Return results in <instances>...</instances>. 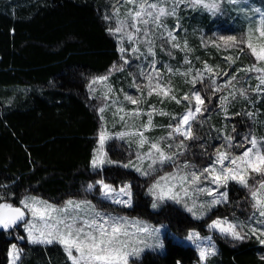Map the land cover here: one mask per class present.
I'll return each instance as SVG.
<instances>
[{
    "label": "trees",
    "instance_id": "1",
    "mask_svg": "<svg viewBox=\"0 0 264 264\" xmlns=\"http://www.w3.org/2000/svg\"><path fill=\"white\" fill-rule=\"evenodd\" d=\"M257 1L264 6V0ZM115 3L116 0H0V193L14 206H19L20 200L28 193L56 203H64L69 197L90 199L108 210L152 223H167L171 234L185 235L192 229L212 233L219 246L215 255L218 264H264V256H261L264 255V245L254 236L237 241L209 231L206 228L208 219H197L170 200L160 202L158 210L153 209L148 188L153 175L166 164L158 163L157 171L148 177L133 168L123 167L116 161L134 159L138 154L124 138L112 136L105 144L109 160L115 163H105L97 168L92 166L104 125L100 106L106 101L99 93L102 88L95 87L100 83L99 78L107 77L111 89L121 96L136 83L129 73L131 64L125 59L126 54L119 51L122 45L118 35L109 31L112 27L105 18ZM179 14L177 32L183 42L186 36L188 45L185 50L175 48L174 59L169 60L167 55L161 54L159 61L168 73L171 92L176 99L171 95H155L144 102L141 94L142 99L137 96L138 104L123 99L120 102L132 110L142 107L143 111H149L153 104H162L178 112L188 105L182 97L196 90L204 98L207 109L202 118L210 116L208 125L201 129L203 139L210 142L214 139L208 137L234 136L242 130L252 131L258 140L264 139V91L257 92L254 87L246 85L245 78L253 72L243 73L238 69L245 63L256 61L250 52L234 49H231L233 61L227 56L220 57L217 49L206 46L201 38V33L213 25L224 26L226 30H243L246 21L236 18L225 0L215 14L187 3L180 5ZM169 21L173 25L177 22L175 17ZM123 45L129 48L134 43L125 38ZM187 53L190 55L188 59ZM210 58L221 67L215 79L219 91L214 90L212 79L188 85L182 83L180 70L191 64L201 68ZM167 66L178 72L176 79L172 78L174 73L168 71ZM233 76L236 79L228 85ZM241 89L245 90L244 95L240 94ZM222 97H227L223 104ZM177 100L181 102L177 103ZM170 112L168 115H154L156 124L145 131L152 136L151 139L167 137L169 125L176 123L173 112ZM147 118L146 114L133 117L128 120L127 127L123 122L120 128L143 130L141 125ZM114 124L111 130H118V122ZM193 133L197 134L196 129ZM176 138L183 139L181 136ZM192 141L200 143L202 139L187 140L186 148ZM170 143L171 139L162 141L169 153L173 151V145L171 149L166 147ZM98 180L116 187L130 183L132 205L126 207L104 201L100 185L96 183ZM88 185L93 188L89 189ZM227 190L230 202H234L236 208L242 204L238 207L240 212L243 208L247 210L250 202L247 189L232 182ZM216 211L218 209L213 212ZM12 232L15 231L0 229V264H9L8 251L11 243L17 240ZM171 234L165 235L164 253L147 250L132 262L195 264L199 258L198 250L174 240ZM17 242L22 252L17 264H70L59 244Z\"/></svg>",
    "mask_w": 264,
    "mask_h": 264
},
{
    "label": "snow or ice",
    "instance_id": "2",
    "mask_svg": "<svg viewBox=\"0 0 264 264\" xmlns=\"http://www.w3.org/2000/svg\"><path fill=\"white\" fill-rule=\"evenodd\" d=\"M223 0H172L173 6L166 7L168 0H123V3L129 5L125 9L123 17H121L120 9L116 8L113 17H105L106 19L114 18L116 27L110 28L109 31L113 35H118L121 45L126 38L130 43H135L134 37L143 35L145 42L148 44V54L154 55L153 41L148 39L149 30L147 25L154 23L157 27H161V18L166 15H175L176 9L181 3H187L193 7H201L213 14L219 11ZM228 3L241 5V9L247 8L249 0H227ZM255 14H259L260 19L253 21L252 25L247 29L246 33L240 38L236 36L221 37L227 47H240L243 52L245 48L250 52L256 63L252 64L242 71L255 72L258 84L253 89L254 91H264V9L256 8L249 9ZM143 25L144 27H141ZM169 41H175L176 36L168 31ZM173 47H180L179 44L173 43ZM186 47V45H185ZM133 52H139V48H133ZM121 53L126 50L123 46L119 48ZM231 60V57L227 58ZM127 62V61H125ZM188 62V61H186ZM155 77L152 75L146 76L148 79V95L154 92L157 95L168 96L171 93V88L166 87L159 82L160 73L155 69V63L152 64ZM171 71V69H169ZM205 71L212 73V69L205 65ZM185 73L184 75H187ZM141 75H144L141 72ZM203 72H197L192 83L195 84L199 79L203 80ZM156 79L153 85V79ZM107 77H102L100 80H106ZM233 76L227 82L231 85ZM98 81H93L96 83ZM212 85L215 91H219L220 87L216 85V80L212 79ZM109 92L111 88L108 89ZM240 94L244 95L245 90L241 89ZM234 96V93H232ZM176 99L175 96L171 97ZM124 99L132 104H138L139 100L134 99L129 95H125ZM182 99L188 101L183 115L176 120L174 125L170 124V131L167 137H161L158 140H149L144 135L152 125V113L148 112L147 122L142 124L143 131H122L116 133V137L123 139L126 136L135 137V142L139 148H144L148 145L146 152L137 154L138 164L128 163L123 167H134L141 175L150 176L157 169L154 167L157 163L164 164L168 161H174L175 156L182 154L177 151L169 153L162 146V141L165 139H174L176 136L183 137L176 145L177 149L186 147L184 141L196 139L192 131V122L199 115L207 110L204 107V98L198 91H193L191 95L185 94ZM222 104L227 101V97H222ZM177 100V103H180ZM194 102V103H193ZM103 113L104 109H100ZM152 111H156L155 108ZM226 111V109H225ZM124 113L123 108L117 109V114ZM160 115H168L160 112ZM141 111L136 109L134 112L120 115V120L127 121L125 116L129 118L139 117ZM249 116L253 115L248 113ZM103 119V116H101ZM235 132V128H233ZM111 138L107 131L102 130L99 135L100 147L96 150L91 163L94 168L101 167L105 163H114L106 158L107 154L103 151L104 143ZM224 143L216 149L215 157L211 163L202 168L191 170V166L187 163L183 165H175L176 171L160 175L151 184L148 193L154 197L152 207H158L160 202L172 200L176 203L184 205L186 210L195 218L200 219L205 214V210H210L217 204L228 202L227 187L229 182H235L242 188L247 189L251 208L253 213L246 221H229L227 218H217L209 225V229L216 230L223 236H230L235 240H244L254 236L261 245H264V139L258 140L255 137H244V143L233 144L235 139L231 135H223L220 137ZM245 144L249 145L245 147ZM167 149H171L172 145H166ZM234 147L244 148L239 154L235 155L231 149ZM144 161H149L147 168L144 167ZM259 177V180L256 179ZM207 181L208 185L201 186ZM253 181V183H249ZM100 185L101 194L104 198L111 200L115 204H120L130 207L132 203L131 185L126 184L118 190L103 180L96 181ZM89 189L93 185H88ZM224 189V191H221ZM200 196L211 197L210 200H205L198 203ZM127 197V199H124ZM3 196H0V201H3ZM191 202V203H189ZM20 206H14L9 202H0V229L8 230L23 224L24 231L27 233V241L31 244H59L67 260L70 264H130L132 257H139L146 248L162 247V243L157 240L155 245L149 244L148 240L159 233V229H153L141 221H130L127 217H116L111 214H105L95 209L88 201H72L69 200L63 207H56L49 204L47 201L37 199L35 197H25L20 200ZM135 225L134 230H130L132 225ZM24 239V237H20ZM192 241L199 252L201 261H205L209 256L215 255V245L202 247L200 241L206 240L211 242L212 237H201L197 232H190L186 237ZM21 250L15 244H12L9 251V264H17L20 259Z\"/></svg>",
    "mask_w": 264,
    "mask_h": 264
},
{
    "label": "rangeland",
    "instance_id": "3",
    "mask_svg": "<svg viewBox=\"0 0 264 264\" xmlns=\"http://www.w3.org/2000/svg\"><path fill=\"white\" fill-rule=\"evenodd\" d=\"M225 1L227 2V0H225ZM181 4H183V3H181ZM181 4H179V6L177 7L175 15H166V16L161 18V24H162L161 27H157L154 23H149L147 25V28L149 30L148 39H151L153 41L152 47H153L154 55L148 54V52H147L148 44L145 43V42H142V41L145 40V38H144V36L142 34L137 36V37H134V41H136V42L134 43V45L132 47H129V48L127 46L124 47L125 50H126L124 52L126 54L125 55V59L127 61H129V63L131 64V67L129 68V73L132 75L133 80L136 81V83L131 85V87L129 89L130 91H128L126 93H123V95L121 96V94L119 92L115 93L112 89L109 92L108 89L111 88V86H110V82H109L108 79L103 80V81L100 80L99 81L100 83H97L96 87H101L102 88V90L99 91V93L101 95L105 96V98H106V101L103 102L101 104V106H100V109L101 108L104 109V111L102 113V114H104V119H103L104 125H103L102 130L107 131L110 134V137L116 136L115 135L116 133H119V132H122V131H125V132L132 131V132H134V131L137 130L135 127L132 130H127V129H125V127L124 128L123 127L120 128L121 125H122L121 123H123L124 121H121L120 118H119L120 115H124L125 113L134 112L136 109H139L141 111V115L139 117H143L144 114H146L148 112H151L152 113V125L153 126H154V123H155V121H153L154 115L155 114H159L161 111L164 112V113L169 114V113H171L170 112V110H171L173 112V115L174 116L178 115V117L183 115L184 110H185L186 107L180 108V111L177 112V111H174V109L172 107H170L169 105L168 106H163L162 104H159V105H154L153 104L149 111L148 110L143 111L142 107H134L133 110L131 108L127 109L126 106L124 105V102H120L121 99L125 100L124 99L125 95H129V96L133 97L134 99H137V96H141V94H143L144 95V99L143 100H145L144 102H147L148 98H150L151 96L157 95L155 92L152 95H148V91H149V89L147 87L148 79H146V76H148V75H152L153 77H155V75H156L155 72H153V69H152L153 62L155 63V69L158 70V72L160 73V75H159L160 84H162V85H164L166 87H171L169 85L168 73L162 69V67L160 66V62L159 61H160V58H161V54L162 55H167L169 60L174 59L176 57V55L174 53V49L175 48H179V49L185 50L184 49L185 45L186 46L188 45V41H186L187 40L186 36H185L184 42H183V41H181L180 36L178 35V32H177V30H178V28L180 26V22H179V15H180L179 14V7H180ZM227 4L233 10L234 16L236 18H239V19H242L243 21H246V24H245L246 28L243 29V30L240 29V28L233 29V30H226L224 26L213 25V27H210L209 29L204 30L201 33V38H202L203 43L206 46L214 47V49H217L216 51L219 53L220 57H224V56H227L228 58L231 57L230 61H233L234 56H233V53H231V49L240 51V47H243V46L241 45V46H238V47H227L225 45L224 41L221 39V37L236 36V37L240 38L241 36H243L246 33L247 29L252 25L253 21H258L260 19L259 14H255L252 11H250L249 9H256V8L264 9V6L262 4H260L257 0H249L247 8H244L243 10H240L241 7H242L241 5L231 4V3H228V2H227ZM165 6L168 7V8H171L173 6L172 0H168V3ZM127 7H130V6L124 4L123 0H116V3H115V6L113 7V10H110V12L107 13V17H113V14H114V11H115L116 8L120 9L121 17H123V14H124L125 9ZM173 17H175L176 20H177V22L174 25H173L172 22L169 21L170 19H173ZM212 19H213V15L210 17V21ZM108 24L112 28H115L116 27L115 19L114 18H109L108 19ZM141 27H144V26L141 25ZM168 31H171L176 36V40L175 41H169L168 40V36H167ZM173 43L179 44L180 47H173ZM122 46H124V45L122 44ZM158 47L160 48L159 51L157 50ZM133 48H139L140 51L139 52H133V50H132ZM227 51L228 52L230 51V52L228 53ZM244 51H248V50L245 48ZM188 58H190L189 53L186 54V59H188ZM254 63H256V62H254ZM205 65H207L208 67H210L213 70L212 73H208L207 71H205ZM251 65H252V62H248V63H245V64L239 66L238 69H239L240 72L245 73L246 71H242V69H246V68H248ZM262 66H264V65H262ZM169 69L170 68L167 66V70L168 71H169ZM171 70L173 71V69H171ZM220 70H221V67H220V65H217V61L212 59V58H210V59H207L203 63L201 68H197V67H195V65L191 64L188 68H183L182 70H180V73L182 74L181 80H182L183 84L184 83H186L187 85L191 84L192 81H193V78L196 76L197 72H203V74H204L203 75V80H205L206 78L207 79H213V78L217 79L218 78V72ZM141 72H143L144 75H141ZM173 73L174 74H173L172 78L176 79L175 74L178 73V72L173 71ZM185 73H188V74L184 75ZM257 75H259V74L258 73H254V72L249 74L245 78L246 85L250 86V87L252 86V87L255 88L256 85L258 84V81L256 80V76ZM103 77H105V76H103ZM100 78H102V77H100ZM198 81H200V80L198 79L197 82ZM152 83H153V85H155V83H156V79L155 78L153 79ZM110 94L113 95L112 98H111ZM169 95H171V97H172V96H174V93L171 92ZM161 96H164V95H161ZM141 99H142V96H141ZM125 101L127 102V100H125ZM127 103H129V101ZM118 108H123L124 109V113L117 114V109ZM153 108H155L156 111H152ZM204 115L205 114L203 113V116ZM209 117L210 116H206L205 118L204 117L202 118V115H199L197 117V119L192 122V131L194 132V129H196V133L197 134L195 136L199 140L202 139V141L200 143L192 141L190 147H188V148L185 147L183 149H179L178 150L176 145L182 139L181 138L171 139V143L170 144L173 145V151L170 152V154L174 153V152H177V151L181 152L182 154L175 156V158H174L175 162L168 161V162L164 163V164H166V167H162L161 170L159 171V173L153 175L154 178H152V182L150 183L149 187L155 181V179H157L160 175H164L166 173L175 172L176 171L175 165H183L184 163H187V164H189L191 166V170H196V169H202V168L208 166L211 163V160L214 159V157H215L216 149L219 148L224 143V141L220 138L221 136H217V135L213 136V138L208 137L211 140L214 139V141H210V142L207 140V138H205V139L202 138L201 129L203 127H205L206 125H208V122H210ZM129 119H133V118H129L128 116H125V120L127 121V123H128ZM117 122L119 124V125L117 124V127H116L118 130H111V127H113L115 125L114 123H117ZM146 122H143L142 124H144ZM141 131H143V130H141ZM169 131H170V128L167 129V133ZM144 135L146 137H148L149 140H153V139H151L152 136L151 137L148 136L146 134V132H144ZM246 136L257 138L256 135H254L252 131H248L247 132V131L242 130L241 133L234 134L233 137L235 139L233 140V144L235 145V144L244 143V137H246ZM109 139H107L105 141V143H104L103 151L105 153H106L105 144L107 143V141ZM124 139L137 153L146 152L147 149H148V145H145L144 148H139L137 146L136 142H135V137L126 136ZM186 141H184L185 145H186ZM247 146H249V145L245 144V147H247ZM99 147H100V143H99V140H98V143H97V145L95 147L94 155L96 154V150ZM243 150H244V148H240V147H234V148L231 149L232 153L235 154V155H239ZM106 158L109 160L108 156H106ZM116 162H119L121 165L128 164L130 162L134 163V164H138L139 163L137 161V156L134 159H129L127 161L120 160V161H116ZM148 163H149V161H144V167L145 168H147ZM156 165H154L155 168H156ZM129 168L135 169L134 167H129ZM143 176H145V175H143ZM145 177H148V176H145ZM256 179L259 180V177H256ZM230 183H232V182H229V184ZM249 183L251 184V183H253V181H250ZM126 184L130 185V183H126ZM126 184H124V185H126ZM124 185H119L117 187L116 186H112V185L111 186L118 190L120 187H122ZM201 186H211V185H208V182L205 181L204 184L201 185ZM221 191H224V189H221ZM131 192H132V190H131ZM0 196H3V195L0 193ZM25 197H35L37 199H40V200H43V201H47L49 204H52V205H54L56 207H63L66 204V202L69 201V200L77 201V202L88 201V202H90L91 205L95 206V209L97 211H100L102 213L111 214L112 216H116V217H127L130 221H141L144 224L149 225L153 229L158 228L159 229V233L157 235L153 236L152 238H150L148 240V243L152 244V245H155L157 243V240H159V242L162 243L163 246L162 247L146 248L140 254L139 257H132L130 259V264H135V263L132 262V259L133 258H140L145 253V251H147V250L157 251V252H160V253H164L165 250H166L165 235L167 233L171 234V232L169 231V227H168L167 223H152V222H150V221H148L146 219H142V218L137 217V216H129V215L118 213V212L113 211V210H108V209H105L103 207H100V206L96 205L90 199H79V198H75V197H69L68 199H66V201L64 203H56V202L50 201L49 199H47L45 197H42L41 195H35V194H31V193L26 194L22 199H24ZM101 198L104 201H108V202H110L113 205H120V204H115L111 200H108V199L104 198L102 196V194H101ZM124 199H127V197H124ZM152 199H154L153 196H152ZM210 199H211V197L200 196L198 198V203L202 202V201H205V200H210ZM170 201H172V200H170ZM1 202H9V203H11L8 200H4V201H1ZM172 202H174V201H172ZM132 203H133V195H132ZM132 203H131V205H132ZM174 203H176V202H174ZM189 203H191V202H189ZM176 204H179L183 208H185L184 205L181 204V203H176ZM19 206H20V203H19ZM120 206H123V205H120ZM240 206L242 207V204H240ZM240 206H238V207H240ZM151 207H152V205H151ZM160 207H161V203L158 204V207H156V208L152 207V208L155 209V210H158ZM238 207L237 208L235 207L234 202H230L229 194H228V202L227 203L217 204L215 207L211 208L210 210H205V214L200 219H203V218L204 219H208V220H206L207 221L206 228L209 231H212V232H215V233H218L219 235H221L216 230L208 228V225L213 220H215L217 218H220V219L227 218L229 221H234V219L238 220V221H246L247 218L254 211L251 208V203L250 202H249V205L247 207V210H245V208H243L242 212H240L238 210ZM217 209H218V211L213 212V211H215ZM134 229H135V225L133 224L131 226L130 230H134ZM8 230L15 231L14 233L12 232V236H15L16 239H17L16 241H13L11 243V245L15 244L17 246V248L20 249V245L18 244L17 241H24V240L27 241V233L24 231L23 224H20V225L16 226L15 228H11V229H8ZM193 231L199 233L201 237L211 236L212 237L211 242H208L206 240H201L200 241L201 246L202 247H209V246H211V244H214L215 245V255L218 254L219 246H218L217 242L214 240V237H213L212 233H203V232H201L199 230L192 229L185 235H178L177 233L172 232L171 236L176 241H179V242H182V243H185V244H190V245H192L193 247L196 248V245L192 241H189V240L186 239L188 234L190 232H193ZM20 237H24V239H20ZM227 237L232 239L230 236H227ZM233 240H235V239H233ZM237 241H239V240H237ZM21 255H22V252L20 254V257H21ZM198 255H199V252H198ZM215 255L209 256L205 261H201L200 258H198L195 264H218V262L215 260ZM261 256L263 257L264 255H261Z\"/></svg>",
    "mask_w": 264,
    "mask_h": 264
},
{
    "label": "crops",
    "instance_id": "4",
    "mask_svg": "<svg viewBox=\"0 0 264 264\" xmlns=\"http://www.w3.org/2000/svg\"><path fill=\"white\" fill-rule=\"evenodd\" d=\"M99 86V85H98ZM96 87V86H95Z\"/></svg>",
    "mask_w": 264,
    "mask_h": 264
},
{
    "label": "bare ground",
    "instance_id": "5",
    "mask_svg": "<svg viewBox=\"0 0 264 264\" xmlns=\"http://www.w3.org/2000/svg\"><path fill=\"white\" fill-rule=\"evenodd\" d=\"M196 142V141H195Z\"/></svg>",
    "mask_w": 264,
    "mask_h": 264
}]
</instances>
